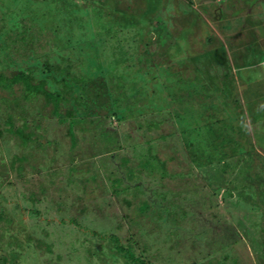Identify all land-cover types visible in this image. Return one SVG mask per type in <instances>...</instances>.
<instances>
[{
    "label": "rangeland",
    "instance_id": "1",
    "mask_svg": "<svg viewBox=\"0 0 264 264\" xmlns=\"http://www.w3.org/2000/svg\"><path fill=\"white\" fill-rule=\"evenodd\" d=\"M23 1L0 0V254L9 258L16 249L30 262L39 255V264H123L109 257L89 262L85 230L72 224L75 219L121 238L137 232L146 264H264V151L255 132H264V0H32L48 13L46 24L34 25L36 36L43 32L33 46L14 42V23L21 24L14 9ZM32 48L41 57L32 56ZM81 58L89 59L80 64ZM45 61L51 72L43 71ZM66 62L89 77L87 95L63 87ZM24 71L33 85L46 81L32 96L23 81L6 86ZM118 74L127 93L122 101L142 108L122 122L103 117L113 112L108 91ZM45 91L61 94L60 115L44 106ZM67 111L82 118L73 136L68 122L59 120ZM179 113L197 122L186 129L176 123ZM147 116L161 121L156 137L167 135L157 139L154 152L173 178H139L140 189L149 197L152 190L171 191L176 202V192L199 187L198 197L211 207L198 203L197 215L182 207L169 222V215L141 216L135 206L117 204L103 186L89 182L78 195L80 187L68 183L72 161L83 168L92 161L105 182L119 162L118 155L110 157L112 138L126 133L144 139L146 128L137 127ZM218 120L235 127L226 129L233 140L213 152L224 154V161L190 166L185 141L199 136L198 125ZM26 122L39 142L14 134V126ZM180 171L189 179L176 176ZM206 182L223 186L214 196ZM227 190L232 196L224 198ZM143 198L140 193L134 200Z\"/></svg>",
    "mask_w": 264,
    "mask_h": 264
},
{
    "label": "trees",
    "instance_id": "2",
    "mask_svg": "<svg viewBox=\"0 0 264 264\" xmlns=\"http://www.w3.org/2000/svg\"><path fill=\"white\" fill-rule=\"evenodd\" d=\"M23 2H21V5L17 6L18 10L14 9V16L17 14H20L21 16L19 20L21 24L19 22V25L14 23V42H17V40H19L20 43H29L33 46L36 44L37 40H39V38L42 36L43 32H38L39 34L36 36L34 25L35 23H37V21H41L42 23L48 22V20H46V18L48 17V13H46L45 10H41L40 8L38 9L37 7H34L32 0H24ZM24 4H27L28 6H25ZM16 10L19 11V13H15ZM68 44L69 42L67 44L64 43L63 47L67 48ZM32 49H29V51L32 52V56H35L36 58L41 57L39 53L35 52L34 49ZM88 59L89 58H81L79 59V62L80 64H84V62H87ZM263 60L264 57L263 59H261V62ZM66 63H68V65L64 67L66 74L63 75L60 81L63 87L70 90L72 89L74 91H80L82 97L85 94L87 95V84L89 77L86 76V74L78 75L73 73V66L69 62ZM51 67L52 66L50 65V63H48V61H45L43 65V71L51 72ZM116 80L118 82H113L114 86L110 91H108L110 98L109 100L113 107V112L111 115H105L103 117L110 118L111 116H114L118 122H122L128 120L130 117H136L137 115H139V113H141L142 111V108L136 109L133 107V105L124 103L122 101L121 98H127V93L124 91L125 85L122 83L123 77L118 74ZM19 81H23L26 83L27 88L25 89V91L29 96H32L33 93H36L35 91L38 92L42 90L43 85L46 82H39L33 85L29 81L28 73L24 71L11 77L10 82L6 86L10 87L12 83H17ZM143 91V93L146 95L148 94L149 89H143ZM44 94V106L46 107L48 104H51L52 114L60 115L59 103L62 99L61 94L58 92L49 91H45ZM148 113L149 112H147V114ZM182 113L176 115V123L177 121L185 123V128L187 129L190 128L192 124H195V122H197L195 121L196 119L194 116H191L190 118H188V116H185L184 118V115ZM59 120L68 122V125L70 126L69 133L71 134V136H73V126L76 125V123L79 124V121L82 120V118L81 116L74 115L72 112L67 111L65 115L60 116ZM143 122L144 124L141 122L138 123L137 128L140 129L139 131H142V128H146L144 131L145 134L140 135L144 139L138 140L136 136L130 137V135L126 133L122 134V137L116 136L115 139L114 137L112 138V140H114L112 150H114L110 157L111 159H114L115 157L116 160V155H118L119 162L116 161L111 166L110 177H105V182L100 181L99 178L101 174L96 171L94 164H91L92 161H88L89 167L83 168L77 167L75 165V162L72 161V159V162L67 169L68 183L71 182L72 184H76V187L78 189L80 187V189L78 190V195L84 193L85 190L83 191V189L86 188V184L89 182L93 183L94 188L96 186H103L105 191L109 193L108 195H110L112 200H114V202L117 201V204L121 205L122 203H124L127 207L135 206L138 214L141 216L152 215L151 213H156V215H158V218L160 219V217H163L162 215H169V218L167 219V221L169 222L172 220V218L173 221H176V210H181L182 207H184V209L181 210L182 213H184V210H189L187 212H190L194 215H197V212L194 207L197 205L200 206V204L198 203H201L204 207H211L213 205L211 204L212 202H208L207 200L205 201V199L202 200L203 197H198L200 196L199 187H197V189L194 191H190V194H188L187 191L185 192L183 190L176 192V202L174 201V193L171 191L166 192L160 190H152L150 193L151 196L149 197V195L147 194L148 191L146 189H140L141 185L137 183V179L139 178L145 177V179H148L152 182H156V180H164L166 177L173 178L172 173L167 170L166 162L164 160H160L158 155L154 152V147L157 143V139L164 140L167 138V135L165 134L156 137L153 133L155 130H158V125L161 121H158L155 117L149 118L147 116ZM262 126L264 129V125ZM15 128L16 131L14 132V134L19 136L20 140H22L23 142H39L38 134L29 129V127L27 126V122L26 124L24 123V125L20 127L14 126V129ZM226 129H229L233 132L235 130V127H233V124H229L227 122H224L222 124V122L218 120L215 122L212 121L211 123L203 122L202 124L198 125L195 128L194 132H197L196 135L199 136L194 137L193 141H185L187 140V138L185 133H183L184 137H181V139L186 138L184 139V141L186 144V149L189 150V157H187L186 161H190V166L191 163H195L196 166L203 168V166L205 165L203 163V160H205V163H211L215 159V157H217L213 155V152L220 150V148L224 146L227 142H231L233 140L232 135L227 133ZM255 132L259 133L257 137V146H259L264 151V132L258 131V129L255 130ZM40 135L41 134H39V136ZM224 135L225 138H223ZM128 139H130V141H128ZM223 159L224 154H222V156L217 157L216 160L224 161ZM21 169L22 168L19 167V170L17 171L19 174H23ZM176 176H178L180 179H183L184 177H186V179H189L190 174L188 172L184 173L183 171H180L176 172ZM208 182L210 183L209 180ZM204 185L210 186V190L212 192L210 193V195L214 196L216 193L219 192V188H222L223 186V184L219 186H214V184H208L207 182L204 183ZM138 189L139 191H137ZM228 191L229 190H227L226 195L223 196L224 198L232 196L231 191ZM140 193H145L147 195V198L135 201L134 199L139 197ZM29 195L30 196L28 197V199L34 201L36 196L34 191H31ZM178 195L179 197L181 196L180 200H177ZM133 200L135 202H133ZM167 200L168 203L166 205L165 201ZM103 201L104 203H106V206H109V197L104 196ZM85 211L86 210L82 209L81 212L84 213ZM85 219L86 222H89V224H87L90 225V221H88L87 218ZM92 222L94 221L92 220ZM72 224H74V226L80 230H85L83 231V239L87 246H85L87 253L90 256L89 262L93 261L94 257H97L98 260L102 261H105V257H109L112 258V260L114 259L115 262L121 261V263L123 264H146L144 258L142 257V254H144L145 251L143 250V248L141 251L138 250L141 249V247H139L140 245L137 241V232L130 233L128 236L121 238L118 233H104L102 232L103 230L99 231L95 228L91 229L90 226H83V223H80L78 220L75 219L72 220ZM117 228H121L120 222L118 223ZM33 235H35V233H33ZM28 238L29 241H31V235H28ZM144 244L145 243H143V246ZM31 246L32 247H30L29 252L33 254V251L36 250V246L34 244ZM1 250H3L2 247ZM138 252H140L141 255H138ZM9 254V258L3 257V255L0 254V264L41 263L39 255L37 257L35 256V259L31 260L30 262V257L27 258L26 255H24L22 252L17 251L16 249H12Z\"/></svg>",
    "mask_w": 264,
    "mask_h": 264
},
{
    "label": "built area",
    "instance_id": "3",
    "mask_svg": "<svg viewBox=\"0 0 264 264\" xmlns=\"http://www.w3.org/2000/svg\"><path fill=\"white\" fill-rule=\"evenodd\" d=\"M262 64H263V68H264V61L262 62Z\"/></svg>",
    "mask_w": 264,
    "mask_h": 264
}]
</instances>
